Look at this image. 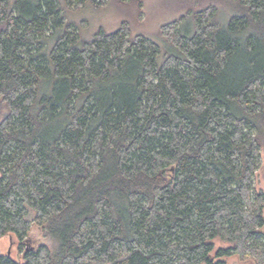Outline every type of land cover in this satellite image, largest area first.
Listing matches in <instances>:
<instances>
[{
    "label": "trees",
    "instance_id": "1",
    "mask_svg": "<svg viewBox=\"0 0 264 264\" xmlns=\"http://www.w3.org/2000/svg\"><path fill=\"white\" fill-rule=\"evenodd\" d=\"M222 1L225 23L164 24L163 52L0 0V238L22 255L0 264H264V0Z\"/></svg>",
    "mask_w": 264,
    "mask_h": 264
},
{
    "label": "rangeland",
    "instance_id": "2",
    "mask_svg": "<svg viewBox=\"0 0 264 264\" xmlns=\"http://www.w3.org/2000/svg\"><path fill=\"white\" fill-rule=\"evenodd\" d=\"M14 1V0H8ZM66 5L67 21L80 28L84 39L90 40L99 30L111 33L125 25L134 34H143L161 45L163 52L170 48L168 42L161 36V28L164 24H169L178 18H186L183 32L187 29L190 34L194 32L193 13L206 9L213 3L217 5L220 13L218 20L225 23L231 11L222 0H142L140 13L137 12V5L133 1H126L125 4L119 0H96L101 6L94 5L91 0L80 8H70L65 0H59ZM2 113V112H0ZM261 161L259 169L255 174L256 188L264 190V142L261 148ZM39 240H43L53 245L50 239L38 235ZM218 246L222 245L217 241ZM18 241L15 235L8 234L0 238V254H9L13 258L20 259L18 252ZM227 264H257L255 259L242 258L234 255L227 258Z\"/></svg>",
    "mask_w": 264,
    "mask_h": 264
},
{
    "label": "water",
    "instance_id": "3",
    "mask_svg": "<svg viewBox=\"0 0 264 264\" xmlns=\"http://www.w3.org/2000/svg\"><path fill=\"white\" fill-rule=\"evenodd\" d=\"M10 254V253H9Z\"/></svg>",
    "mask_w": 264,
    "mask_h": 264
}]
</instances>
